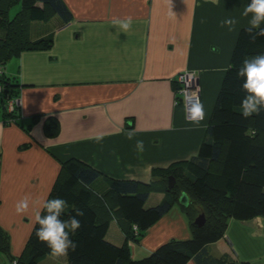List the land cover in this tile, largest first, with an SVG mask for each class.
<instances>
[{
  "label": "crops",
  "instance_id": "obj_1",
  "mask_svg": "<svg viewBox=\"0 0 264 264\" xmlns=\"http://www.w3.org/2000/svg\"><path fill=\"white\" fill-rule=\"evenodd\" d=\"M64 1L73 18L57 30L54 47L24 53L14 62L22 79L34 76L37 81L55 66L68 82L55 77L23 88L17 100L21 125H8L0 116V224L11 236L15 255L24 251L35 214L48 199L63 160L74 157L108 177L150 183L154 169L197 153L239 32L250 19L242 16L250 0ZM127 17L133 21L130 31L113 27L114 18ZM226 18L238 21L233 31L220 26ZM185 69L197 73L205 112L199 127L188 123L185 106L177 100L175 81ZM49 116L59 122L55 136L45 129ZM129 131L135 132L133 140L127 139ZM97 135L104 137L101 143L93 139ZM136 140H143V153L137 152ZM105 181L98 178L95 187L104 190ZM5 193L15 205L28 196L27 213L16 214L15 206L4 211ZM155 195L165 196L162 191ZM260 218L253 221L258 229L264 226ZM164 226L157 237L152 233L135 244L132 255H145L166 239ZM228 231L212 245L219 251L211 250L213 254L231 253L220 245L227 238L233 242ZM64 257L58 263L52 255L44 260L68 264ZM0 264H8L7 258L0 257Z\"/></svg>",
  "mask_w": 264,
  "mask_h": 264
},
{
  "label": "trees",
  "instance_id": "obj_2",
  "mask_svg": "<svg viewBox=\"0 0 264 264\" xmlns=\"http://www.w3.org/2000/svg\"><path fill=\"white\" fill-rule=\"evenodd\" d=\"M72 18L64 0H0V112L8 125L22 124L17 100L23 88L45 84L55 77L68 82L69 77L54 66L43 72L45 77L37 76V82L34 76L22 79L20 73L6 74L3 66L24 53L51 50L57 30ZM248 27L243 26L239 32L204 138L194 156L154 169L150 183L108 177L74 157L62 161L47 200L60 197L67 202L69 213H83L77 216L81 227L69 235L77 246L66 255L68 264H255L235 258L230 252L216 255L211 251L212 245L225 237L231 220L264 218V112L247 119L241 117L242 80L236 76L245 60L264 54V37L251 42ZM45 129L55 136L58 120L49 116ZM170 175L175 177L171 188ZM102 176L106 188L99 190L94 182ZM159 191L164 192V199L147 205ZM183 193L188 195L187 205L180 203ZM176 203L189 214L192 236L171 238L148 254L133 257L129 243H141L148 228ZM201 214L204 222L199 224L195 219ZM114 218L125 234L122 244L107 239ZM38 228L35 222L24 251L15 255L11 236L0 224V257H6L8 264H40L50 255V249L37 239Z\"/></svg>",
  "mask_w": 264,
  "mask_h": 264
},
{
  "label": "clouds",
  "instance_id": "obj_3",
  "mask_svg": "<svg viewBox=\"0 0 264 264\" xmlns=\"http://www.w3.org/2000/svg\"><path fill=\"white\" fill-rule=\"evenodd\" d=\"M212 4H219V0H209ZM243 17H250L248 20L250 41L255 42L258 37H264V0H250L242 12ZM238 21L235 18H226L221 21V27H227L229 31L235 29ZM132 18L125 19L114 18L112 20L113 27L120 32L127 33L132 28ZM236 76L242 80L241 91L243 97L240 101V115L247 119L250 116L260 115L264 112V54L257 55L252 60H245L242 66L236 72ZM205 118L203 104H193L187 111L186 119L188 123L196 127L201 125ZM127 139L133 140L135 137L134 131L127 132ZM97 143H101L104 139L102 135L93 137ZM137 152L143 153V140L135 141ZM30 198L25 196L15 205V211L18 215H23L29 210ZM67 202L56 197L51 200H45L41 205V210L35 214V221L39 228L36 230V237L40 242H43L49 249L50 255L54 257L66 256L69 250L74 251L76 243L70 238V232H76L81 223L77 216L83 215L82 212L76 211V215H72L67 211ZM41 211L45 212L41 215ZM67 215L68 219H62ZM259 221L261 218H254Z\"/></svg>",
  "mask_w": 264,
  "mask_h": 264
},
{
  "label": "rangeland",
  "instance_id": "obj_4",
  "mask_svg": "<svg viewBox=\"0 0 264 264\" xmlns=\"http://www.w3.org/2000/svg\"><path fill=\"white\" fill-rule=\"evenodd\" d=\"M16 7L17 5L12 9V11H14ZM15 64H18L17 60L15 62H14V59L9 60L6 63V65L3 66L5 67V71H6L5 73L6 74H17L18 66L16 67ZM8 151L9 149L5 148L4 152L7 153ZM4 196H5L4 198L6 201L9 194L5 193ZM157 197L158 196L153 194L150 197L147 205L157 204L159 202L158 200L164 199V197L161 199ZM14 202H15V199H9L8 203H6V205L2 209L6 212L12 210L15 206ZM231 221L232 222L229 223L228 230L230 231V235L233 238V242L231 243L229 239L227 238L229 242L228 241L225 242L224 240H222V242H220V245H225L227 247V249L225 250L231 251L232 256H234L235 258H244L243 260H251L255 264H264V226L262 229H258L259 225L256 223L254 224L253 223L254 220L247 221V222L241 221V220H231ZM112 223H113V226L111 225L110 227V231L107 234V239L116 244H122L125 239L122 226L118 223L116 218L113 219ZM162 224L165 225L164 226L165 227L164 236H166V239H163L161 237L162 239L160 240H163V241H160L161 243L171 238L185 239V238H189L192 236L189 214L186 211V209L184 210V208L181 206L180 203H176L174 206H172L168 210V212H166L155 224L149 227L146 232V237L147 238L150 237L152 233L154 234L155 237H157L161 233L160 228H162ZM112 233H119L121 235V238L120 236L115 235V234L113 235ZM135 244L137 243L135 242L133 243V241L129 243L132 252H134L133 249L136 246ZM158 245L159 243H156L155 247ZM212 250H214L215 252H219L217 251L218 250L217 248L212 247ZM139 255L140 254H137L133 257L139 258V257L144 256V255H140V256ZM56 259L58 263V262H61L62 258L56 257ZM64 260H66V256L64 257ZM41 264H48V262L47 260H44Z\"/></svg>",
  "mask_w": 264,
  "mask_h": 264
},
{
  "label": "built area",
  "instance_id": "obj_5",
  "mask_svg": "<svg viewBox=\"0 0 264 264\" xmlns=\"http://www.w3.org/2000/svg\"><path fill=\"white\" fill-rule=\"evenodd\" d=\"M176 82L179 83L176 93L185 106V112L192 107L193 104H201L200 90L197 85V73L192 69H185L179 72ZM178 100V99H177Z\"/></svg>",
  "mask_w": 264,
  "mask_h": 264
},
{
  "label": "water",
  "instance_id": "obj_6",
  "mask_svg": "<svg viewBox=\"0 0 264 264\" xmlns=\"http://www.w3.org/2000/svg\"><path fill=\"white\" fill-rule=\"evenodd\" d=\"M169 188L173 187L174 184H175V177L173 175H170L169 176ZM189 202V198H188V195L186 193H183L181 196H180V203H182L183 205H187ZM195 221L199 224H202L204 222V215L201 214L199 215Z\"/></svg>",
  "mask_w": 264,
  "mask_h": 264
}]
</instances>
